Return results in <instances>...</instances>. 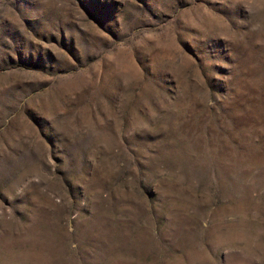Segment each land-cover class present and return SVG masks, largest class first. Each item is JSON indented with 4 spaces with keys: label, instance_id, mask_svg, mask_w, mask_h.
I'll use <instances>...</instances> for the list:
<instances>
[{
    "label": "rangeland",
    "instance_id": "1",
    "mask_svg": "<svg viewBox=\"0 0 264 264\" xmlns=\"http://www.w3.org/2000/svg\"><path fill=\"white\" fill-rule=\"evenodd\" d=\"M0 264H264V0H0Z\"/></svg>",
    "mask_w": 264,
    "mask_h": 264
}]
</instances>
